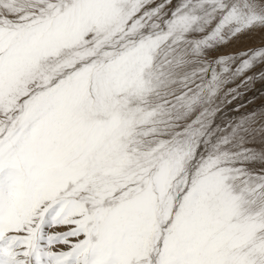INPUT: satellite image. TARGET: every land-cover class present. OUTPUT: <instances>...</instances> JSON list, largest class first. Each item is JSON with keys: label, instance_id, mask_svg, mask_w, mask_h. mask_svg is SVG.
<instances>
[{"label": "snow or ice", "instance_id": "snow-or-ice-1", "mask_svg": "<svg viewBox=\"0 0 264 264\" xmlns=\"http://www.w3.org/2000/svg\"><path fill=\"white\" fill-rule=\"evenodd\" d=\"M145 4L0 0V264H264V179L189 170L196 88Z\"/></svg>", "mask_w": 264, "mask_h": 264}, {"label": "rangeland", "instance_id": "rangeland-1", "mask_svg": "<svg viewBox=\"0 0 264 264\" xmlns=\"http://www.w3.org/2000/svg\"><path fill=\"white\" fill-rule=\"evenodd\" d=\"M145 8L143 35L171 37L181 78L196 88L189 170L216 159L229 173L264 179V37L249 30L264 16L254 0H146ZM227 11L235 14L222 23Z\"/></svg>", "mask_w": 264, "mask_h": 264}]
</instances>
